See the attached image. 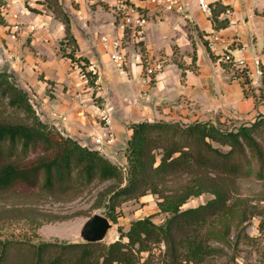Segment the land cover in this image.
I'll return each mask as SVG.
<instances>
[{"label": "trees", "instance_id": "trees-1", "mask_svg": "<svg viewBox=\"0 0 264 264\" xmlns=\"http://www.w3.org/2000/svg\"><path fill=\"white\" fill-rule=\"evenodd\" d=\"M37 3L64 29L62 44L70 51L66 53L64 48L62 56L72 62L82 60L74 57L77 46L60 1ZM6 5V0H0L2 27L8 26ZM210 5L214 28H225L228 20L221 16L231 12L230 8L219 2ZM192 57L193 65L195 54ZM82 61L84 71L87 62ZM230 66L225 64L227 71ZM261 69L260 97L264 94V67ZM241 75L238 72L237 76ZM86 77L91 84L96 79L90 72ZM246 84L241 82L248 95ZM129 129L126 166L121 167L42 122L27 92L11 74L0 71V264H205L211 259L235 260L240 241L249 239L245 231L250 220L259 213L239 196L237 181L264 182V115L252 125L232 130L211 122L162 121L134 123ZM36 149L42 156L27 164L30 152ZM105 183L111 184L97 194L93 208L101 209L110 222L117 224L116 209L121 204L152 195L158 212L167 215L164 223L155 224L152 216L134 220L126 232L118 228V239L108 244L37 242L38 229L49 221L30 207L15 205L33 198L60 201ZM21 187L33 190L25 193ZM205 194L212 198L182 209L189 199ZM160 246L163 251L155 254Z\"/></svg>", "mask_w": 264, "mask_h": 264}, {"label": "crops", "instance_id": "crops-1", "mask_svg": "<svg viewBox=\"0 0 264 264\" xmlns=\"http://www.w3.org/2000/svg\"><path fill=\"white\" fill-rule=\"evenodd\" d=\"M36 1L11 0L6 5L8 26H0V70L11 73L16 80H26L20 87L36 97L44 123L71 139L89 140L90 145H83L88 149L109 159L124 158V144L122 154L116 155L115 150L121 142L128 141L129 126L139 122L191 124L221 121L222 117L253 118L254 100L245 95L240 80L233 79L226 70L222 56L228 53L249 65L258 59L264 67V0H208L231 10L221 16L228 25L218 30L196 0H186L188 7L183 14L157 13L148 7L150 18L144 42L135 45L132 37L125 38L126 64L122 69L110 60L108 49L97 38L99 28L108 30V26H100L104 15L95 20V14L102 5L111 9L114 1L95 0L100 5L94 0H59L70 19L77 46L74 57L87 62V72H95L93 85L101 91L98 95L103 99V110L108 111L101 116L111 120L115 146L94 143L104 131L92 125L94 108L85 102L94 86L86 87L79 74L82 60L72 62L60 53V48L66 46L62 44V25L54 19L52 23V18L41 13L36 18L30 16L25 5L45 9ZM21 23L26 27L16 26ZM15 26L19 31L16 40L6 34H12ZM111 27L113 37H119L115 25ZM26 36L30 40L24 42ZM157 58L163 59L165 66L151 82L144 77L142 64Z\"/></svg>", "mask_w": 264, "mask_h": 264}, {"label": "rangeland", "instance_id": "rangeland-1", "mask_svg": "<svg viewBox=\"0 0 264 264\" xmlns=\"http://www.w3.org/2000/svg\"><path fill=\"white\" fill-rule=\"evenodd\" d=\"M9 1L11 0L6 1V3L8 4ZM99 1H95V4H98ZM35 4H39V3H37L36 1ZM99 4L101 5V3ZM101 7L102 8H100V11L95 14V20L97 17H102L104 15L100 26H102L104 23L108 26V30H105V27L99 28L100 32H98L97 38L98 39L100 38V40L104 36L109 37V38L114 36V27L113 28L111 27V25L113 26L114 24L113 11L109 7H107V5H102ZM25 8L29 9V12L31 11L30 9H33L29 7L28 5H25ZM37 8L33 9V10H36V12H33V11L30 12L31 17L36 18V15L38 13H41L45 16L52 18L51 22L53 23L54 18L50 12H48L46 9H42V8L37 9ZM108 9H110V11L104 14V12L108 11ZM42 11H44V13H42ZM4 15L6 19V16H7L6 12L4 13ZM16 26L26 27L23 23L18 24V25L16 24ZM16 26L15 28H17ZM109 30H111L112 32H109ZM18 32H19L18 29H15V31L12 34L8 32L6 34L9 35V37L11 38L12 36H14V39L16 40L17 38H19L17 34ZM28 40L30 39L28 36H26L24 38V42ZM60 49H61L60 53H62L63 48H60ZM157 59L162 61L165 66V62L163 59L161 58H157ZM150 60L153 61L152 59H149V61ZM78 66H79L78 69L79 70L81 69L79 74H81L82 78L86 81V87L91 88V86H94V88H92L88 92L89 98L85 100V102L89 104V107L92 106V108H94L93 110L95 112V123L93 122L92 125L104 130L103 133H101L100 137H98L101 139V142H102L100 145L109 144V146H115L113 142V138H112L111 120L109 116L107 117L101 116V114H106L108 112V111L103 110V105H102L103 99L100 97V95H98L100 94L101 91L96 89V86L91 84V79H88L86 77L87 71L85 69L84 71H82V68H80L83 66V64L81 65L78 64ZM0 71H3V70H0ZM88 72H90L91 74H95L94 71H88ZM14 79L19 86L24 85V83L26 82V80H23V79L22 80L20 79L16 80V78ZM94 81H96V79H94L93 82ZM261 87H262V84L253 89H251L247 85L245 87V89L248 92V96H251V98H253L254 100L255 111L253 114V118L249 117L248 119L244 118L243 120H235L229 117L228 118L222 117L221 121L214 120V122H211V123L218 125L223 130H232V129L239 128L240 126L252 125L260 116L264 115V94H262V97H260L261 90H259ZM27 94L39 116V114H41L39 110V102L37 101L36 97L35 98L33 97L34 95L32 96V94H29V93ZM159 109L160 107L157 108L156 110H159ZM47 125L58 130L55 126L51 125L50 123ZM125 128H127V126ZM95 140H94V143H95ZM74 141L77 142L81 146L87 143L88 145H90L89 140L87 142L86 139L79 138L78 140H74ZM123 144L125 145V149H126L125 142H121L120 147H118L119 149L116 148L115 150L116 155L122 154ZM42 154L43 152L40 149L32 150L28 156L27 164H31L32 162H34L38 157L42 156ZM103 156L105 157V155ZM123 159L125 160V157L122 158V156H118L114 159H109V160L118 166L125 167L126 160L124 163ZM237 182H238L237 185H238L239 196L247 199L251 205L256 206L259 212L254 218L250 220L249 225L247 226V229L245 231V234H247L249 239H243L240 241L239 246H238L237 256L234 261H230L225 258L211 259V260H208L205 264H264V182H257L252 179H242V180H238ZM110 184L111 183H105V184H96L94 186H90L89 189L83 191V193L77 196L66 195V198L62 197L63 199L60 201H55L54 199H45V198L39 197L40 199L33 198V199H28L27 201H16L15 205L17 207H30L39 216H41L40 218H42L44 221L46 220L49 221V222H44L41 225V227L38 229L37 242L78 243V242H82L80 238V231L84 223L95 214L102 215L104 217L103 211L101 209H94L93 205L95 204L97 194L101 192L102 190H104L105 188H107ZM19 190H23L25 193H29V192H32L33 189L21 187L19 188ZM142 198L138 200H132V201L125 202L121 204L119 208L116 209L117 224H113L112 222H110L112 225V228L109 230L104 241L101 243L108 244V243L116 241L119 237V233L117 229L121 228L123 232H126L128 230L130 223L137 219H142L147 216H152V221L155 224L161 225L164 223L165 219L167 218V215L161 214L158 212L157 205H156L157 199L155 198V196L147 195ZM211 198L212 196L208 194H205V195H202L196 198H191L182 207V209L197 207L198 205L204 204L207 200ZM21 229H22V225H19V229L17 228V230L21 232ZM160 251H163V246H160L154 252L155 254H158ZM143 257H146V255H144Z\"/></svg>", "mask_w": 264, "mask_h": 264}, {"label": "built area", "instance_id": "built-area-1", "mask_svg": "<svg viewBox=\"0 0 264 264\" xmlns=\"http://www.w3.org/2000/svg\"><path fill=\"white\" fill-rule=\"evenodd\" d=\"M111 10L114 15V25L119 32V37H102L101 43L108 49L110 60L118 67L123 68L126 64L124 53V42L127 36L132 37L135 45H141L145 38V28L149 22L150 8L157 13H177L183 14L188 7L186 0H113ZM198 7L210 16L212 7L208 0H196ZM143 3V5L137 4ZM150 7V8H148ZM17 29V28H15ZM222 60L230 64L229 74L240 82L247 81V86L251 89L262 84V69L258 59L252 61L251 65L244 59H234L230 54H224ZM143 65L144 77L150 79L156 73L162 71L164 63L159 59L146 60ZM238 72L241 75L237 76ZM237 76V77H236ZM101 139L97 138L95 144L100 145Z\"/></svg>", "mask_w": 264, "mask_h": 264}, {"label": "water", "instance_id": "water-1", "mask_svg": "<svg viewBox=\"0 0 264 264\" xmlns=\"http://www.w3.org/2000/svg\"><path fill=\"white\" fill-rule=\"evenodd\" d=\"M112 228L110 221L102 215L95 214L82 226L80 238L83 243H101Z\"/></svg>", "mask_w": 264, "mask_h": 264}]
</instances>
